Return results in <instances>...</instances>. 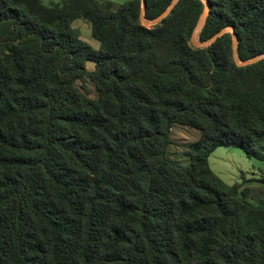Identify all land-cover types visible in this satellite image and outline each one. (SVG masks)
Returning a JSON list of instances; mask_svg holds the SVG:
<instances>
[{
    "label": "trees",
    "instance_id": "1",
    "mask_svg": "<svg viewBox=\"0 0 264 264\" xmlns=\"http://www.w3.org/2000/svg\"><path fill=\"white\" fill-rule=\"evenodd\" d=\"M172 1L0 0V264H264V192L208 163L264 160V0H207L198 41L236 48L191 44L203 0L144 23Z\"/></svg>",
    "mask_w": 264,
    "mask_h": 264
},
{
    "label": "rangeland",
    "instance_id": "2",
    "mask_svg": "<svg viewBox=\"0 0 264 264\" xmlns=\"http://www.w3.org/2000/svg\"><path fill=\"white\" fill-rule=\"evenodd\" d=\"M44 5L60 3L61 0H41ZM107 1V0H100ZM116 5L122 4L128 0H110ZM147 25V24H146ZM72 27L80 33V38L86 42L93 50H99V43L91 36L90 26L87 21L78 18L72 22ZM193 46H203L198 41L197 34L191 40ZM87 71L94 69V64L86 62ZM77 84L85 89L92 98H97L98 93L91 80L86 76L85 81H78ZM200 135V130L185 125H176L172 128L171 138L173 144L168 148V154L178 160L182 165L188 166L189 159L183 154V146L194 143ZM208 163L211 170L218 175L225 183L234 184L246 181L245 185L249 187V199L258 200L264 192L262 183L259 181L264 175V160L247 157L241 148L236 147H217L208 157Z\"/></svg>",
    "mask_w": 264,
    "mask_h": 264
},
{
    "label": "water",
    "instance_id": "3",
    "mask_svg": "<svg viewBox=\"0 0 264 264\" xmlns=\"http://www.w3.org/2000/svg\"><path fill=\"white\" fill-rule=\"evenodd\" d=\"M177 0H173L171 2V4L169 5V7L162 13L161 16H159L158 18H156L155 20H152L150 22H146L144 21L145 24H148V25H153V24H156L158 23L163 17H165L168 12L171 10V8L174 6V4L176 3ZM204 3H205V8H204V11L202 13V16L197 24V26L195 27V30L193 32V35H192V38L191 40H193L195 38V35L200 31V29L203 27L204 23H205V20L207 18V15H208V10H209V5H208V2L207 0H203ZM144 6H145V2L144 0H142V12H143V9H144ZM227 31H230L233 35V47L236 48L237 47V41H236V38H235V34L233 33V28L232 27H229V28H224L222 29L220 32H218L216 35H214L210 40L208 41H205V42H201L202 44H204L203 46H206V45H209L216 37L220 36L221 34L227 32ZM262 57H264V54L263 55H257L249 60H246L244 61L242 64L243 65H246V64H251V63H254L256 61H258L259 59H261Z\"/></svg>",
    "mask_w": 264,
    "mask_h": 264
}]
</instances>
